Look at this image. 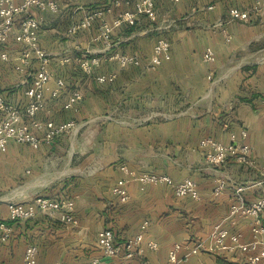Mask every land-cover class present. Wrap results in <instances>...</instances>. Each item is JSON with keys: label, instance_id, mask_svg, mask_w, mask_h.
Wrapping results in <instances>:
<instances>
[{"label": "crops", "instance_id": "obj_1", "mask_svg": "<svg viewBox=\"0 0 264 264\" xmlns=\"http://www.w3.org/2000/svg\"><path fill=\"white\" fill-rule=\"evenodd\" d=\"M55 1L57 11L34 10L41 19L40 45L52 53L54 71L37 117L74 120L76 125L51 145L32 149L13 143L0 151L1 157L17 160L23 154L11 153L12 148H26L24 160L32 164L30 168L47 162L48 175L52 169L58 170L56 176L51 173L41 182L33 171L31 180H35L25 187L19 186L17 179L13 189L0 195V220L10 223L9 201L28 203L39 195H65L75 200L78 224L65 226L41 213L13 224L10 238L0 241V264H23L28 244L39 247L35 264H93L95 258L100 260L97 264H115L118 258L104 256L98 245L100 230L113 228L116 240L123 244L146 220L143 259L148 264L164 263L176 242L203 240L205 246L210 245L208 235L218 223L232 234H241V242H249L250 218L230 217L231 185L250 182L256 174L233 160L221 168L208 167L199 143L204 137L228 143L231 133L245 129L252 157L264 168V8L249 21H240L230 19V9H249L256 0H182L178 4L155 0V23L142 17L132 27L113 30L115 46L110 52L136 54L141 59L138 66L120 68L117 61L101 53L103 42L94 39L100 32L99 23L76 35L68 34L70 26L89 11L112 5L113 0ZM135 1L129 7L113 6L107 20L112 23L126 8L133 9ZM150 31L156 35L147 43L144 35ZM159 37L170 41L171 58L151 68V52ZM207 48L214 52L212 64L203 59ZM8 49L11 63L0 59V86L7 100L21 103L24 87L19 86L20 74L13 68L21 46L11 41ZM86 51L90 52L88 59L100 58L91 73L79 64ZM66 56L71 61L61 63ZM211 70L214 75L210 79ZM110 74L116 77L98 80ZM57 78L65 81V87L54 97L51 93ZM74 90L83 98L77 110L65 109ZM122 164L137 172L166 173L174 182L192 178L200 198H179L172 186L142 185L129 179V199L121 202L113 189L125 177ZM221 178L230 183L216 196L213 191ZM259 194V188L245 193L248 200ZM148 241L159 248H147ZM252 253L248 249L232 253L203 249L191 255L186 248L181 256L182 264H248L246 257Z\"/></svg>", "mask_w": 264, "mask_h": 264}, {"label": "built area", "instance_id": "obj_2", "mask_svg": "<svg viewBox=\"0 0 264 264\" xmlns=\"http://www.w3.org/2000/svg\"><path fill=\"white\" fill-rule=\"evenodd\" d=\"M173 4H178L182 0H170ZM133 0H113L112 5H102L95 8L85 16L83 20L74 23L68 29V34L76 35L84 30H89L94 23H99V34L95 40H101L104 44L102 54L107 55L110 60L118 62L120 68L140 65L141 59L136 54L111 53L115 46L112 40L113 30L121 26H134L137 21L145 17L151 23L158 19L155 0H136L133 9L126 8L111 23L106 15L111 12L113 6L129 7ZM59 8L55 0H0V59L3 62L11 63L8 46L11 41L21 46L16 62L13 65L14 71L20 74L19 86L24 87L23 101L21 103L7 100L2 87L0 86V151H4L10 144H20L29 146L32 149H39L43 145H51L62 135L70 133L75 128V121L69 120L56 122L53 119H38L39 112L45 103V92L48 84L54 77L51 68L53 59L52 53L40 45L39 30L41 19L34 12L51 10L57 11ZM264 8V0H256L249 9L231 8L229 17L232 20L249 21L257 10ZM75 57V53L71 51ZM90 52L86 51L83 58L79 59L81 68L91 73L93 67L100 64L99 57L88 59ZM171 58V43L166 37H159L152 49L150 65L157 68ZM70 56L63 58L61 63H69ZM203 59L212 64L215 61L214 52L207 48ZM214 75L211 70L209 78ZM115 74L102 75L98 77L100 82L114 79ZM65 87L62 78L56 79V87L52 90V96L59 95ZM83 96L81 92L74 90L64 104L65 109L77 110V105ZM264 105V97L261 99ZM28 123V124H27ZM228 125L226 124L225 127ZM247 131L242 129L239 133L230 134L228 143L219 142L212 137L201 139L199 146L203 150L204 161L208 167L221 168L230 160L253 171L256 179L247 183H233V195L230 205V217L239 219L250 218L252 238L249 242H241V234H232L222 223L215 224L208 235L211 244L205 246L203 240H184L174 243L169 251L167 259L162 264H182L183 257L181 251L189 250V254L197 255L203 249L214 251H224L228 253L236 250L248 249L253 251L246 257L248 264H264V168L260 167L253 159L251 147L246 142ZM125 177L114 187L113 193L119 196L121 202H127L129 194L127 184L129 179L138 180L142 185H163L172 186L177 197H190L194 200L200 198L198 184L192 178H184L182 181L174 182L166 173L157 172H137L129 169L126 164L120 166ZM229 180L218 179L214 188V195L222 194ZM259 188L260 194L252 200H248L245 193L248 189ZM76 204L71 197L62 196H36L32 201L24 203L21 201L8 202V219L0 220V241L5 242L10 238L13 231V224L30 221L38 214L56 220L65 226H76L78 220L75 215ZM149 222L146 220L141 224V229L134 236L128 238L123 244L116 239L115 230L105 227L98 233V245L106 257L118 258L115 264H148L144 259V236ZM147 248L157 250L159 245L154 241H148ZM39 247L36 244H28L23 256V264H35L37 261ZM99 258H95L93 264L99 263Z\"/></svg>", "mask_w": 264, "mask_h": 264}, {"label": "rangeland", "instance_id": "obj_3", "mask_svg": "<svg viewBox=\"0 0 264 264\" xmlns=\"http://www.w3.org/2000/svg\"><path fill=\"white\" fill-rule=\"evenodd\" d=\"M137 31H139V29H137ZM156 35V31L155 32H148L147 34L144 35L147 43H151L152 39L155 37ZM77 70H81L83 72L82 69L77 68ZM11 151V149L9 150V152ZM18 151L20 153H22L23 157L21 159H17V160H11L10 157H8V155H5L4 157L0 156V195H2L3 193H5L6 191H9V189H13V187L17 184L15 183V181L18 179V185L19 186H23L25 187L27 184H31V182L35 179H32V176L34 175L33 171H36L38 174V180L37 182H41L43 180H45L46 178L50 177L53 175H57L58 174V170L57 169H52L50 171V174L48 175V171L46 169V167H49V163L45 162V165L42 164V166L39 167H35V168H30L32 166V164L29 162H27V158L24 160V157L27 155V151H29L26 148L23 149H19V148H12V151ZM14 155V154H13ZM27 168L31 169V173L27 174L26 170ZM38 168V169H37ZM15 177L12 179V177ZM26 177H30L29 183L26 181ZM12 179V180H11ZM3 188V189H2ZM2 189V190H1Z\"/></svg>", "mask_w": 264, "mask_h": 264}, {"label": "trees", "instance_id": "obj_4", "mask_svg": "<svg viewBox=\"0 0 264 264\" xmlns=\"http://www.w3.org/2000/svg\"><path fill=\"white\" fill-rule=\"evenodd\" d=\"M24 146H26V145H24ZM27 147V146H26ZM29 147V146H28Z\"/></svg>", "mask_w": 264, "mask_h": 264}]
</instances>
